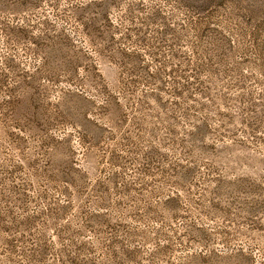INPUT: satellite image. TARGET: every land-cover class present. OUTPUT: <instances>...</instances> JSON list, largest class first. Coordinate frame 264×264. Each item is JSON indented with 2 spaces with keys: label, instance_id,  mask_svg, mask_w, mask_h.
I'll use <instances>...</instances> for the list:
<instances>
[{
  "label": "rangeland",
  "instance_id": "obj_1",
  "mask_svg": "<svg viewBox=\"0 0 264 264\" xmlns=\"http://www.w3.org/2000/svg\"><path fill=\"white\" fill-rule=\"evenodd\" d=\"M0 264H264V0H0Z\"/></svg>",
  "mask_w": 264,
  "mask_h": 264
}]
</instances>
